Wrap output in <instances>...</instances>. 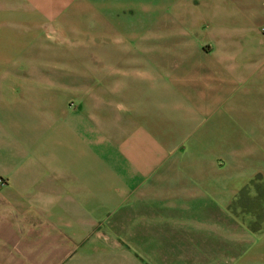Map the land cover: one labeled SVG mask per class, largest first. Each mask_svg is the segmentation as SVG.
Masks as SVG:
<instances>
[{
    "label": "rangeland",
    "instance_id": "374dc122",
    "mask_svg": "<svg viewBox=\"0 0 264 264\" xmlns=\"http://www.w3.org/2000/svg\"><path fill=\"white\" fill-rule=\"evenodd\" d=\"M62 1H65L64 8L60 6ZM232 1L184 0L183 12L173 2L164 5L169 17L181 15L186 33L184 39L197 43L201 55L206 56L203 58L196 54L194 59L189 49L182 50L168 44L183 37H176L177 33L173 37L162 36L160 3H153L150 9L154 17L158 16L157 20H152V32L149 29L150 19L143 12L148 4L146 0H136V3L126 6L120 0L113 3L110 0H56L48 4L42 0H18L7 4L9 11L32 6L41 14L56 10L55 18L44 19L40 26L41 36L37 37V43L42 46V51L37 50V80L32 82L25 77V86L29 89L33 87L39 97L36 101L37 114H42L45 121L44 116L48 115L44 113L50 108L49 126L55 128L57 134L66 135L69 143L67 149L73 158L74 179L77 180L78 175H88L95 163L98 169L103 162L109 163L106 160L108 157L116 156V169H109L119 180L120 193L129 194L130 186L124 178L131 175L136 180L144 178V186L131 193L139 194L151 186L150 140L154 138L164 142L187 127L214 130L213 138L222 144L230 139L241 141L249 137L255 141L251 142L253 158L259 155L257 143L264 139V135L257 139V133L264 130V112L259 107L257 96L256 62L249 59L243 63L231 61V56L238 61L242 57L240 48L243 43L239 27L237 31L233 29L238 36L231 35V30L228 31L226 27L225 32L221 31L226 40L229 38L226 43L232 49L226 45L224 36L213 28L217 26L214 19L216 8L227 15L232 9L237 13L241 11L240 4H231ZM72 12L77 13L80 20L67 19ZM102 15L106 24L97 19ZM62 16L67 18L61 20ZM193 16L198 18L200 24L198 36L194 34L198 24L197 27L191 25ZM122 21L129 26H121ZM263 30L264 27H260L249 34L254 51L257 43L264 39ZM224 43L227 46L225 49L221 47ZM48 47L51 48L49 54L44 51ZM56 52L58 61L54 59ZM161 57L163 64L157 63ZM251 58H257L256 52H252ZM24 69L26 71L29 67L25 66ZM152 70L160 76L155 81L151 79ZM174 74L180 78H174ZM87 85L89 92L84 91ZM72 86L79 91L67 98L66 107L79 110L84 121L80 125L72 123L69 115L63 116L61 109L53 107L51 94L63 87L71 90ZM154 88L159 94L156 98L152 93ZM171 90L180 91V94H174L172 98L168 94ZM76 95L90 98V105L97 101L98 107L88 108L86 100L81 101ZM185 151V145L178 149L180 154ZM169 152L171 154L172 151ZM229 154L226 149L216 153L213 162L218 170L226 168ZM143 163H147V172ZM160 166L163 168L160 172H166L165 169L169 168L166 162ZM160 172H156L157 177H160ZM219 195L222 198L221 206L214 211L218 220H205L207 226L204 231L192 226H186L183 230L172 227L176 233L185 231L183 235L200 237L203 242L201 255H217V258L146 259L144 230L154 225L162 229L164 224L161 222L186 220L185 216L191 214L183 215L181 211H159L155 213L156 222L148 217L150 221H145L136 238L130 233L128 208H122L119 216L116 211H106L104 219L94 228L91 236L100 235L102 246L113 253V264H229L231 260L223 258L225 252L238 250L242 245L235 240L232 243L225 241L228 226L233 231V239L245 233L249 237L264 234V172L258 171L238 183L235 180L233 184L228 182ZM198 198L189 197L182 204H186L184 207L195 204ZM108 204L114 205L116 200L110 197ZM192 230H196L195 234L191 233ZM195 241L196 238L190 237L186 241L185 254L190 257L196 246Z\"/></svg>",
    "mask_w": 264,
    "mask_h": 264
},
{
    "label": "crops",
    "instance_id": "0c3cea01",
    "mask_svg": "<svg viewBox=\"0 0 264 264\" xmlns=\"http://www.w3.org/2000/svg\"><path fill=\"white\" fill-rule=\"evenodd\" d=\"M55 1L42 0L47 4ZM115 1L110 0L112 3ZM10 2L15 3L18 0H0V264H113V253L108 251L109 249L106 251L102 246L100 235H91L98 223L104 219L106 211H116L119 216L122 208H128L130 233L134 238L145 221H150L147 220L148 217H151L153 222L157 221L155 213L159 211H181L183 215L191 213L185 216L186 220L183 218L184 220L178 222H161L160 224H164L162 229L155 228L154 225V231L153 228L144 230V242H141L145 245L146 259L217 258V255H201L203 242L200 237L183 235L185 231L176 233L172 227L183 230L186 226H192L203 230L207 226L205 220H218L214 211L221 206L222 198L219 194L225 190L227 183L233 184V180L238 183L258 171L264 172V139L258 141L255 148L259 155L253 158L254 147H251V142L255 141L246 137L241 141L230 139L222 144L213 138L214 130L187 127L164 142L152 138L151 186L135 195L131 194L132 191L144 186V178L136 180L131 175H126L124 181L130 186V192L121 194L119 180L113 170L109 169H116V156L108 157L106 160L109 163L101 164V167L104 164L103 168L99 166L97 169L95 163L91 170L94 174L89 172L86 176L78 175L77 180L74 179L73 158L67 149L69 143L66 135L57 134L56 129L49 126L50 108L44 113L48 115L44 116L45 121L42 114H37L36 101L39 97L33 87L29 89L25 86V77L32 82L37 80V50L42 51L37 37L41 36L42 22L55 18L56 10L41 14L32 6L24 10L9 11L7 4ZM120 2L126 6L136 3V0ZM172 2L183 12L184 0H146L148 4L143 12L150 19L149 29L152 32V20H157L158 16L154 17L150 9L153 3H160V15L163 17L162 36L173 37L177 33L176 37H183L186 33L181 15L169 17L167 9L164 8V5ZM233 2L240 4L241 11L237 13L232 9L227 15L216 8L214 19L217 26L213 28L224 36L225 43L229 41L224 35L225 27L228 31L231 30V35L235 34L233 29H241L242 57L238 61L231 56V61L243 63L248 59L255 60L257 96L259 107L264 112V39L257 43L256 51L251 49L249 40L251 32L264 27V2L233 0L231 4ZM63 4L65 1L60 2L61 8L65 7ZM76 14L69 13L68 18L62 16L61 20H80ZM104 18L103 16L97 19L102 21ZM191 19L193 27L198 24L194 33L198 36V18L193 16ZM104 22L106 21L103 20L102 24H106ZM121 26L129 25L122 21ZM178 39L168 44L176 45L182 50L189 49L193 53V59L196 54L206 58L201 55L197 43H189L184 37L182 40ZM225 43L221 47L225 49L229 46L232 49L231 45L226 43L225 46ZM50 49L48 47L44 51L49 54ZM252 52H256V59L251 58ZM57 55L56 52V61ZM157 63L163 64L162 57ZM25 66L29 67L26 71ZM173 76L180 78L175 74ZM158 77L160 76L152 70L151 79L155 81ZM113 80L112 82H115ZM71 88L68 90L63 87L51 94L53 107L61 109L63 116L69 115L72 123L80 125L84 121L79 110L73 111L66 107L67 98L73 97L79 91L74 86ZM88 89L87 85L84 91L89 92ZM152 93L154 98L159 95L155 88ZM168 94L173 98L174 94H180V91L171 90ZM77 97L81 101L86 100L88 108L98 107L97 101L90 105V98L86 99L82 95ZM60 100L63 102L60 103ZM261 131L264 133L263 129ZM261 131L257 133V139L264 135ZM182 145L186 146L187 151L180 154L178 149ZM223 149L228 150L230 156L227 158L226 168L220 171L213 161L216 153ZM169 151H172L171 154ZM163 162L169 167L165 169L166 172H160L163 170L160 168ZM143 168L147 172V163H143ZM157 171L160 172V177L156 176ZM165 181L166 184H163ZM193 196L199 197L196 203L184 207L186 204L182 203ZM110 197L116 200V204H108ZM149 203L151 207L147 206ZM139 214L142 216L139 217ZM180 215L182 216L181 213ZM195 231L192 230L191 233L195 234ZM224 236L227 243L235 240L237 244L242 245L238 250L225 252L223 258L231 260L229 264H264V234L249 237L245 233L233 239V231L228 226ZM189 237L197 239L191 257L185 254Z\"/></svg>",
    "mask_w": 264,
    "mask_h": 264
}]
</instances>
